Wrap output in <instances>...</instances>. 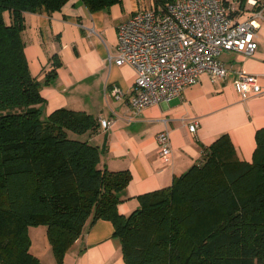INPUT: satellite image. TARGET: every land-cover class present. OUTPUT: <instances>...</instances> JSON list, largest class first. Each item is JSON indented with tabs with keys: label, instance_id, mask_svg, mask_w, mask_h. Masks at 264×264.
<instances>
[{
	"label": "trees",
	"instance_id": "1",
	"mask_svg": "<svg viewBox=\"0 0 264 264\" xmlns=\"http://www.w3.org/2000/svg\"><path fill=\"white\" fill-rule=\"evenodd\" d=\"M71 0H0V264H45L30 228L44 226L57 264L85 226H114L125 264H264V127L252 161L226 134L170 186L119 213L128 170L101 166L103 150L81 140L98 120L60 108L43 116L42 83L32 76L22 34L26 13L59 12ZM173 0H156L157 3ZM90 13L120 0H80ZM47 82L62 66L51 57Z\"/></svg>",
	"mask_w": 264,
	"mask_h": 264
},
{
	"label": "crops",
	"instance_id": "2",
	"mask_svg": "<svg viewBox=\"0 0 264 264\" xmlns=\"http://www.w3.org/2000/svg\"><path fill=\"white\" fill-rule=\"evenodd\" d=\"M153 2L156 0H120L107 10L90 13L80 0H71L52 15L26 13L22 34L31 74L42 83L46 99L43 116L60 108L92 115L100 128L79 138L103 150L102 167L131 172L132 180L121 193L123 201L118 206L125 216L140 207L139 196L170 186L175 177L200 160L202 145L210 146L222 135L231 138L241 160L252 161L256 132L264 127V92L242 101L234 86L236 74L242 71L257 76L264 89V23L258 30V49L253 56L238 52L220 55L228 74L215 83L204 74L181 96L139 112L127 99L118 101L112 96L114 85L128 95L136 81L131 66L109 61V55L117 53L118 26ZM53 55L60 57L62 66L57 77L47 82ZM103 119L114 121L113 126L102 128ZM194 121L198 122L195 134L189 130ZM164 130L169 132L173 149L170 163H164L159 155L157 136ZM29 232L32 253L43 258L45 250L52 253L46 227H31ZM38 240L43 248H38ZM47 257L57 264L53 253L52 258ZM63 264H125L113 224L106 220L93 226L88 223Z\"/></svg>",
	"mask_w": 264,
	"mask_h": 264
},
{
	"label": "built area",
	"instance_id": "3",
	"mask_svg": "<svg viewBox=\"0 0 264 264\" xmlns=\"http://www.w3.org/2000/svg\"><path fill=\"white\" fill-rule=\"evenodd\" d=\"M262 23L264 0H173L144 6L118 26L117 53L109 55L110 62L135 70L134 88L127 95L114 85L111 94L139 112L181 96L204 74L215 83L228 74L220 59L223 52L256 53ZM234 86L242 101L264 92L257 76L242 71ZM113 124L101 121L104 129ZM197 128V121L189 125L193 134ZM157 142L160 159L170 163L169 132H160Z\"/></svg>",
	"mask_w": 264,
	"mask_h": 264
},
{
	"label": "rangeland",
	"instance_id": "4",
	"mask_svg": "<svg viewBox=\"0 0 264 264\" xmlns=\"http://www.w3.org/2000/svg\"><path fill=\"white\" fill-rule=\"evenodd\" d=\"M44 117H45V116H44ZM35 235L38 237V235L40 236V233L37 232V233H35ZM38 239H39V237H38ZM39 242H40V243H39ZM33 245H34V242H33ZM38 248H43V245H42V243H41V240H38ZM34 251H35V248H34ZM33 253H34V252H33ZM51 254H52L51 251H49V250H45V253H43V255H44L45 258H43V257H41V256L36 255V253H34L35 256H37L38 258H40L41 261L44 262V263H46V264H53V263H51V259L49 260V257L46 258L47 255L51 257ZM51 258H52V257H51Z\"/></svg>",
	"mask_w": 264,
	"mask_h": 264
}]
</instances>
